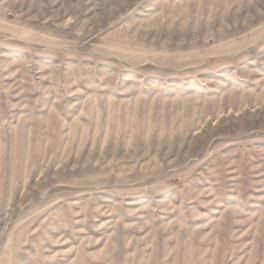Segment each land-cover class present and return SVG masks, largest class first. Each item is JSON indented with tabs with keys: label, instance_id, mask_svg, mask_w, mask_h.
I'll return each mask as SVG.
<instances>
[{
	"label": "rangeland",
	"instance_id": "obj_1",
	"mask_svg": "<svg viewBox=\"0 0 264 264\" xmlns=\"http://www.w3.org/2000/svg\"><path fill=\"white\" fill-rule=\"evenodd\" d=\"M0 264H264V0H0Z\"/></svg>",
	"mask_w": 264,
	"mask_h": 264
}]
</instances>
